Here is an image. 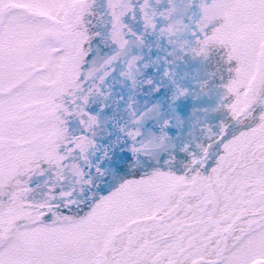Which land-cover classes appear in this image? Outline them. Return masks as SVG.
Segmentation results:
<instances>
[{"label":"snow or ice","instance_id":"1","mask_svg":"<svg viewBox=\"0 0 264 264\" xmlns=\"http://www.w3.org/2000/svg\"><path fill=\"white\" fill-rule=\"evenodd\" d=\"M0 264H264V0H0Z\"/></svg>","mask_w":264,"mask_h":264}]
</instances>
